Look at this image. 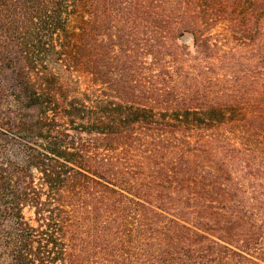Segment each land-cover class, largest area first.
Wrapping results in <instances>:
<instances>
[{
  "label": "trees",
  "instance_id": "trees-1",
  "mask_svg": "<svg viewBox=\"0 0 264 264\" xmlns=\"http://www.w3.org/2000/svg\"><path fill=\"white\" fill-rule=\"evenodd\" d=\"M0 264H264V0H0Z\"/></svg>",
  "mask_w": 264,
  "mask_h": 264
}]
</instances>
